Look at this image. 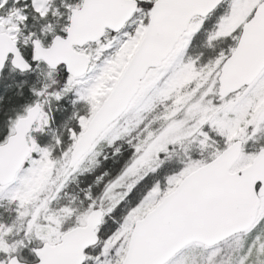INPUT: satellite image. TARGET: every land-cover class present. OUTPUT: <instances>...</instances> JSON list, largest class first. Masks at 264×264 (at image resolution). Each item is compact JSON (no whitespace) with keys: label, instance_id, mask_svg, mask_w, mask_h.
<instances>
[{"label":"snow or ice","instance_id":"6c2138e0","mask_svg":"<svg viewBox=\"0 0 264 264\" xmlns=\"http://www.w3.org/2000/svg\"><path fill=\"white\" fill-rule=\"evenodd\" d=\"M16 5L0 0V70L40 86L0 126V264L33 239L38 264H264V0Z\"/></svg>","mask_w":264,"mask_h":264},{"label":"rangeland","instance_id":"374dc122","mask_svg":"<svg viewBox=\"0 0 264 264\" xmlns=\"http://www.w3.org/2000/svg\"><path fill=\"white\" fill-rule=\"evenodd\" d=\"M26 2V0H17V5L16 6H20L21 3ZM12 4V0H8V5ZM3 10H0V13H2ZM27 11V10H26ZM53 22H55V18H53ZM36 22L33 21L31 19V16H29V19L27 21H25V24L28 25V29H31L32 26L35 24ZM208 26V22H205V27ZM28 29H25L26 31ZM206 39V34H205V30L204 28H202L199 32H197L192 40V45L190 48V54L193 56H199L201 59V62L206 61L208 58L212 57L215 54V51L213 49H209V48H204L201 47V45H203V42ZM58 79H59V75H58ZM40 85H38L39 87ZM31 99L29 101V103L35 99L32 92H31ZM73 99L72 94H69L65 97L62 98L61 101H53V106H52V117H53V126L57 128V130H59V125L62 121V119L70 114L71 109H72V105H71V100ZM77 107H79V104L77 105ZM23 108V106H22ZM21 108V110H22ZM20 110V111H21ZM18 112H16L14 114V116L17 114ZM10 118V117H9ZM5 125H6V121H5ZM39 137H43L44 138V143H47L51 140V135L50 133H39L36 134ZM126 147V145H125ZM175 166V162H166L165 165H163L161 167V169H158V173L160 175H157L156 178H160L162 179V174L167 172L171 167ZM104 168L102 167L101 169H99V171H103ZM98 174V173H97ZM152 174H150V177L147 179H151ZM93 177L89 176L87 177L88 180H91ZM107 179V177L105 178ZM81 186H84L83 184ZM119 210H114L113 215L115 216H119ZM12 215L11 213V208L10 206L5 202V201H0V219H3L5 222H8V220L10 219V216ZM106 224L111 226L112 228L116 227V224L109 218H106ZM35 241V246L41 244L42 242H40L37 239H34ZM31 251V250H30ZM99 251V247H97L96 249L93 250L92 254L95 255L96 252Z\"/></svg>","mask_w":264,"mask_h":264},{"label":"trees","instance_id":"16d2710c","mask_svg":"<svg viewBox=\"0 0 264 264\" xmlns=\"http://www.w3.org/2000/svg\"><path fill=\"white\" fill-rule=\"evenodd\" d=\"M28 81V80H27ZM31 93L28 90L27 84L21 82H12L11 85H7V82L0 81V126H5L9 117H14L16 112H20L22 106L29 103L31 99ZM35 98V97H34ZM119 167V164L112 159L104 162V170H109L110 173ZM22 235V233H21ZM16 236H11L10 239H16ZM35 247L34 239L31 242H26V246L18 250V258L24 261H34V256L30 251Z\"/></svg>","mask_w":264,"mask_h":264},{"label":"flooded vegetation","instance_id":"af4514ba","mask_svg":"<svg viewBox=\"0 0 264 264\" xmlns=\"http://www.w3.org/2000/svg\"><path fill=\"white\" fill-rule=\"evenodd\" d=\"M1 80H3L4 83L7 82V85H11L12 82L14 83L17 82L18 84H20L23 81L25 82V84H27L30 93H31L30 89L32 86L38 87L39 85L35 73L20 74L16 71L10 70L7 66L1 72L0 81Z\"/></svg>","mask_w":264,"mask_h":264},{"label":"water","instance_id":"95a60500","mask_svg":"<svg viewBox=\"0 0 264 264\" xmlns=\"http://www.w3.org/2000/svg\"><path fill=\"white\" fill-rule=\"evenodd\" d=\"M1 71L2 70H0V75H1ZM39 247H42V245H40ZM35 254V253H34ZM36 256V255H35ZM36 258H37V261L36 262H34V263H27V262H22V264H38V260H39V258L36 256Z\"/></svg>","mask_w":264,"mask_h":264},{"label":"clouds","instance_id":"9594fccd","mask_svg":"<svg viewBox=\"0 0 264 264\" xmlns=\"http://www.w3.org/2000/svg\"><path fill=\"white\" fill-rule=\"evenodd\" d=\"M201 47H203V45H201Z\"/></svg>","mask_w":264,"mask_h":264}]
</instances>
